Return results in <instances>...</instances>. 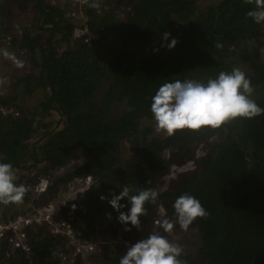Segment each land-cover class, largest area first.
<instances>
[{"label":"trees","instance_id":"obj_1","mask_svg":"<svg viewBox=\"0 0 264 264\" xmlns=\"http://www.w3.org/2000/svg\"><path fill=\"white\" fill-rule=\"evenodd\" d=\"M12 1V6L19 2L30 6L36 15L27 32L13 36L20 49L30 52L28 61L38 70L17 78L14 96L0 95V105L19 111V116L0 111V158L15 166L17 183L28 187L37 180L30 171L23 172L30 169V162L35 166L42 163L45 172L65 166L79 152L92 154L88 164L59 176L40 198L62 183L90 176L94 169L97 181L81 199L62 207L65 212L59 217L73 222L83 238L91 224L111 212L112 219L99 225L103 232L112 229L118 236L130 225L118 221L119 213L108 202L113 194L118 195L125 186L132 194L157 190L175 159L194 155L197 147L206 143L209 151L199 160L198 168L175 189L159 193L155 203L145 204L146 215L139 228L131 226L128 231L130 240L137 242L158 229L154 222L159 203L166 206L171 218L173 201L189 192L209 214L198 217L187 231L197 230L200 241L195 252L184 249L182 264H264V114L236 118L219 128L184 129L163 137L143 125L144 119H153L151 98L162 83L176 79L207 82L234 67L251 78L253 99L264 107V24H256L246 15L254 3L218 0L200 8V0H134L132 11L123 19L119 16L123 0H109L105 13L98 14L89 6L92 29L105 28L109 33L105 42L85 45L72 42V23L64 9L48 0ZM6 7L0 11V33L13 15L9 2ZM165 32L171 33L169 42L178 39L177 45L171 50L161 46L159 54L150 53V44ZM18 36L21 39H16ZM20 86L28 93L43 90L37 105L21 109L15 103ZM101 88L104 90L98 94ZM49 113L59 115L58 124L43 122ZM35 137L40 138L31 147ZM125 146L130 147L127 157L123 156ZM169 149L174 150L170 159L165 156ZM108 181L112 183L106 187ZM51 193L45 204L58 196L57 191ZM40 198L28 189L22 203L35 206ZM121 203L127 207L120 211L127 212V198ZM3 207L6 219L23 212ZM174 231L187 233L178 226ZM33 237L39 264H63L57 256L66 246L63 237L42 226ZM124 253L120 246L111 251L106 247L89 260L119 264ZM7 262L30 264L21 253L7 257ZM72 264H84L82 257Z\"/></svg>","mask_w":264,"mask_h":264},{"label":"clouds","instance_id":"obj_2","mask_svg":"<svg viewBox=\"0 0 264 264\" xmlns=\"http://www.w3.org/2000/svg\"><path fill=\"white\" fill-rule=\"evenodd\" d=\"M85 2L89 3L92 8L99 7L97 0H85ZM244 2L255 5L246 15L256 24H264V0H244ZM170 37V32L163 33L164 43L161 45L169 50L178 43V39L174 37L169 42ZM156 50L158 51V49ZM0 55L11 60L16 67L23 66V61L7 49H0ZM254 92L255 88L251 78L239 67H234L231 71H221L216 78H209L207 82L196 79L169 80L162 83L151 98L150 110L155 121V129L157 132L173 136L178 130H198L203 126L219 128L225 122L236 118H255L264 114V107H261L253 99ZM17 181L18 173L15 166L0 158V204L23 202L28 187L17 183ZM50 188L44 194H47ZM87 189H84L83 192ZM159 195V191L156 189H142L132 194L130 189L125 186L118 195L113 194L108 202L119 213L118 221L126 226L130 225L125 230L131 231V226L139 228L141 217L146 215L145 204L155 203ZM41 196L36 197L38 199ZM124 198H127L130 203L127 212L120 211L121 208L127 207L121 203ZM101 199H107V197L101 196ZM52 201H56V197L50 200V202ZM30 206L32 207L31 203ZM39 206L41 205L37 203L36 207ZM172 208L174 212L171 218L164 215L165 209L161 208L162 219L155 222L157 228L163 231L154 230L143 239L130 244L126 253L120 256L119 264H182L181 256L184 253V248L170 239L174 227L178 226L180 230L187 232L198 217H206L209 213L200 199L189 192L179 195L173 201ZM62 210L59 208L56 211V219L71 223V221L59 217ZM71 224L77 237H80L75 225ZM42 227H46L48 230L46 225ZM63 238L66 241V246L59 253L65 250L69 251L68 240ZM34 262L39 264L35 259V251Z\"/></svg>","mask_w":264,"mask_h":264},{"label":"rangeland","instance_id":"obj_3","mask_svg":"<svg viewBox=\"0 0 264 264\" xmlns=\"http://www.w3.org/2000/svg\"><path fill=\"white\" fill-rule=\"evenodd\" d=\"M118 1V0H117ZM124 1V0H123ZM123 1L121 2V4L123 3ZM218 0H200L199 5L200 8L204 7L206 4L209 3H215ZM13 10L11 12H14L15 15L17 16H21L19 23L24 20V21H28V20H32L34 23V19L36 17L35 13L33 10H31L30 6H12ZM16 12H18L16 14ZM20 26V24H19ZM5 27V26H3ZM163 36H161L160 34L157 35V38L153 40V43L158 44L159 46V53L161 51V45L164 43ZM150 44V45H152ZM19 46L14 45L11 48L7 49L5 47H1L0 49H7L10 53L16 54V52L20 49H18ZM263 48V54H264V47ZM150 53L153 54V52H151L150 50H148ZM158 53V54H159ZM26 64V66H25ZM29 72V73H28ZM36 72H38V70H35V67L27 60L23 61V66L22 67H16L14 65H12V63H10L9 59L4 58L2 55H0V76L1 75H10L13 85L8 88L3 94L7 95L9 94L10 96H14L15 93L13 91V86L14 84L17 82V78L25 76V75H31V74H36ZM103 88H101L98 92V94H101L103 92ZM28 90L23 88L22 86L19 87V92H18V97H17V101L15 103H18L21 109H30L33 106L38 104L39 98L41 97V95L43 94V90L38 89L35 90L34 93H28ZM17 95V93H16ZM20 110V109H19ZM47 117L43 120V122H53V124H58L60 117L57 114H47ZM143 125L144 126H151L153 127L155 133L157 136L163 137L166 136V134L164 132H157L155 129V121L154 119H144L143 120ZM42 136V135H41ZM40 138V137H39ZM38 137H35L33 139H31L30 143H31V147L34 146V143L38 142ZM215 140V138H214ZM209 151V144L203 143L201 145H199L194 153V155L190 156V157H182V158H178L175 159L171 166H170V170L168 172V174L162 178L161 183L158 186V191L159 193L165 192V191H169L170 189H175L174 187L179 186L180 183L184 180V178L188 175L189 172L191 171H195L198 168V162L199 160L206 155V152ZM173 153L174 150L169 149L167 151H165V156L170 159L173 158ZM130 155V147L125 146L123 149V156L127 157ZM93 159V155L92 154H84L79 152L78 154H76V156L70 161L68 162L65 166L57 168V169H52L49 171H42L43 168V164L39 163L36 166L34 164H32L31 162L27 165V166H31L29 170H23V172H25L26 174L30 171L33 175H36L35 177L39 180L40 177L42 176H49L51 178V181L53 182L55 179H57L59 176L65 174L66 172L74 169L75 167L84 165V164H88L91 160ZM35 166V167H34ZM90 173H92L90 176H92V181L90 183H86L84 181L85 177L79 180H72L71 182H69L68 184L62 183L59 185V187L57 189H53L50 191V193L45 196L40 198V200H38V204L39 205H43L45 204L47 201H49V198L51 196V192L53 191H57L58 196L56 197V204H60L61 202H63L62 200L64 199H68L71 197L76 198V200L81 199L83 194L80 192H83L84 190L82 188H88L90 186V184L94 183L97 181V177L95 176V174H93L94 169H90ZM37 181V180H36ZM35 181V182H36ZM35 182H30L28 183V189L31 190L30 188H33V186L35 185ZM51 182V183H52ZM112 181H108V183L106 184V187L111 186L109 184H111ZM78 193L74 196L73 194L75 192ZM51 200V199H50ZM45 202V203H44ZM43 203V204H42ZM11 211H23L26 212L28 211V209L31 208L30 204H28L26 206L25 203H20V204H8ZM37 204L35 203V206ZM5 206L4 204H0V211L4 213V209ZM161 208L165 209V213L164 215L168 214V210L166 208V206L163 203H159L156 206V214H155V220H159L162 219V214H161ZM10 211V212H11ZM10 212L8 214H10ZM65 211H61V214H63ZM111 212H105V214L103 216H101L98 220L97 223H95L94 225L91 224L89 228H87L85 234V237L81 238L82 241H86V240H101L99 243V246L97 248V251L102 250L104 248H109L110 251L112 249H114L116 246H120L125 252L128 249V246L130 244L135 243L136 241H131L130 238H132V236L129 235V232L124 229H121V233L118 236H114V234L112 233V229L111 230H106V231H102V227L99 225L102 221H107V220H111L112 219V214L111 216H109ZM20 214V213H19ZM63 218V217H62ZM67 220V219H66ZM156 222V221H155ZM154 222V226H156V223ZM73 223V222H71ZM157 228V227H156ZM158 230V229H156ZM163 231V230H162ZM161 231V232H162ZM79 235L81 236V234L79 233ZM127 236H129V238H127ZM170 239L173 240V242L175 243H179L184 249H186V251L193 253L197 250V247L199 245V234L197 232V230H192L189 231L187 233L184 232H177L173 230V233L170 235ZM67 249V247H66ZM66 251V250H65ZM95 251V252H97ZM94 252L87 254L85 256L82 257L83 263L84 264H94V262H91L89 260V257L93 254ZM199 261V260H197ZM196 261V262H197ZM64 264H72L63 261ZM200 263V262H198Z\"/></svg>","mask_w":264,"mask_h":264},{"label":"built area","instance_id":"obj_4","mask_svg":"<svg viewBox=\"0 0 264 264\" xmlns=\"http://www.w3.org/2000/svg\"><path fill=\"white\" fill-rule=\"evenodd\" d=\"M52 6L64 9L67 11L68 18L72 23L71 40L73 43H82L85 45H97L105 42L104 39L108 36V31L102 28L101 31H95L91 27V14L89 12V3L85 0H48ZM117 1V0H116ZM134 0H124L119 8V16L127 18L133 9ZM99 7L96 8L98 14L105 13L109 10V0H97ZM16 34H22L23 30L19 25L16 27ZM15 38L8 34L0 36V46L7 49L15 45ZM153 54L159 53L158 44L154 43L148 47ZM158 49V51L156 50ZM15 56L22 61L30 57V52L26 49H19ZM10 63L16 66L11 60ZM13 85L10 75L0 76V95ZM0 111L4 115L19 116V111L13 106L0 105ZM86 183L92 181V176L84 179ZM51 178L49 176H42L35 183L32 192L35 196L43 195L51 186ZM83 190L86 188H82ZM78 193L75 192V196ZM74 197L62 200L60 204L56 201L49 202L44 206H32L28 211L17 214L14 217L5 218L4 213L0 211V264H9L7 257L21 253L28 258L31 264L34 262V245L32 233L37 231L40 226H47L48 230L56 235L67 238L70 245L69 251L59 253V257L63 261L71 263L77 257H83L87 254L97 251L101 240H86L82 241L77 237L75 230L71 223L65 220H57L55 213L59 208L67 207L74 201ZM110 214V213H109ZM111 216V214L109 215Z\"/></svg>","mask_w":264,"mask_h":264},{"label":"crops","instance_id":"obj_5","mask_svg":"<svg viewBox=\"0 0 264 264\" xmlns=\"http://www.w3.org/2000/svg\"><path fill=\"white\" fill-rule=\"evenodd\" d=\"M8 2H9V4H10V9H11V11L13 10V8H12V4H13V2L14 1H12V0H0V11H1V13H2V11L3 10H7L8 8L6 7V5L8 4ZM11 2V3H10ZM25 6V4L24 3H22V2H19V3H17V5L16 6H18V7H21V6ZM12 13V12H11ZM18 12H16V14H17ZM20 18H21V16L19 15V16H17V15H15V13L13 12V15H12V17H11V19H9L8 21H6V23H5V27H4V32L3 33H0V36H5V35H8V34H11V35H14V34H16V27L20 24V26L19 27H21L22 28V30H23V32H27V30L34 24L33 23V21L32 20H28V21H24V20H22L20 23H19V21H20ZM2 28V27H1ZM0 28V29H1ZM24 34V33H23ZM19 37V38H18ZM16 39H21V37L22 36H18ZM16 46H18L17 45V43L15 44Z\"/></svg>","mask_w":264,"mask_h":264},{"label":"bare ground","instance_id":"obj_6","mask_svg":"<svg viewBox=\"0 0 264 264\" xmlns=\"http://www.w3.org/2000/svg\"><path fill=\"white\" fill-rule=\"evenodd\" d=\"M66 11V10H65ZM66 13H67V11H66ZM68 16V15H67ZM63 264H64V262H63Z\"/></svg>","mask_w":264,"mask_h":264}]
</instances>
